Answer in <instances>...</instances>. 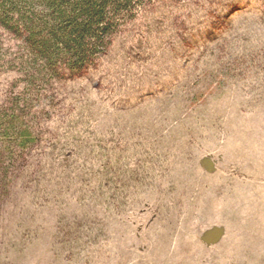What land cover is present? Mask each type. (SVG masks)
Masks as SVG:
<instances>
[{"label":"rangeland","instance_id":"374dc122","mask_svg":"<svg viewBox=\"0 0 264 264\" xmlns=\"http://www.w3.org/2000/svg\"><path fill=\"white\" fill-rule=\"evenodd\" d=\"M141 19L0 153V264H264V0ZM19 78L0 70V108Z\"/></svg>","mask_w":264,"mask_h":264},{"label":"trees","instance_id":"16d2710c","mask_svg":"<svg viewBox=\"0 0 264 264\" xmlns=\"http://www.w3.org/2000/svg\"><path fill=\"white\" fill-rule=\"evenodd\" d=\"M161 1L0 0V31L16 43L11 49L0 37V70L13 69L25 85L9 109L0 108V153L5 161L15 162L37 142L34 123L49 87L85 77L108 55L114 38L140 25Z\"/></svg>","mask_w":264,"mask_h":264}]
</instances>
